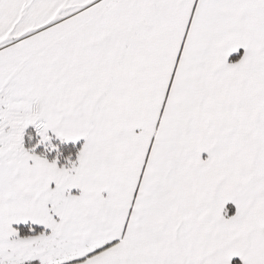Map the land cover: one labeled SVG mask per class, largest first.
<instances>
[{
  "label": "snow or ice",
  "instance_id": "snow-or-ice-1",
  "mask_svg": "<svg viewBox=\"0 0 264 264\" xmlns=\"http://www.w3.org/2000/svg\"><path fill=\"white\" fill-rule=\"evenodd\" d=\"M0 264H264V0H0Z\"/></svg>",
  "mask_w": 264,
  "mask_h": 264
}]
</instances>
